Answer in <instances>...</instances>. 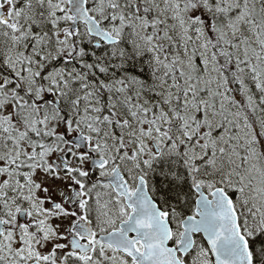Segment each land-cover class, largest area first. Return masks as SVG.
I'll list each match as a JSON object with an SVG mask.
<instances>
[{
	"label": "snow or ice",
	"instance_id": "1",
	"mask_svg": "<svg viewBox=\"0 0 264 264\" xmlns=\"http://www.w3.org/2000/svg\"><path fill=\"white\" fill-rule=\"evenodd\" d=\"M0 264H264V0H0Z\"/></svg>",
	"mask_w": 264,
	"mask_h": 264
}]
</instances>
